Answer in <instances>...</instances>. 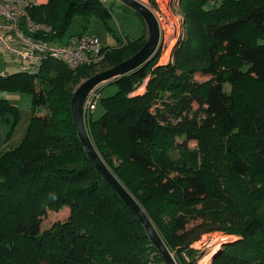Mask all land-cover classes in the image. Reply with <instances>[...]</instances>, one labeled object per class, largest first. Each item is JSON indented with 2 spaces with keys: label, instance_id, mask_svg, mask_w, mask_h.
Segmentation results:
<instances>
[{
  "label": "trees",
  "instance_id": "trees-1",
  "mask_svg": "<svg viewBox=\"0 0 264 264\" xmlns=\"http://www.w3.org/2000/svg\"><path fill=\"white\" fill-rule=\"evenodd\" d=\"M210 1L179 0L185 29L167 63L157 51L107 81L116 91L100 92L101 110L85 125L178 264H198L203 250L193 243L214 229L232 239L210 264H264V174L254 173L264 172V91L259 101L236 92L245 77L264 85V0ZM29 12L50 26V39L64 37L75 15L110 28L104 0H47ZM145 40L142 33L102 47L101 70ZM94 64L72 70L48 59L35 74L0 73V91L30 94L33 106L20 142L0 153V264H166L79 141L70 101L74 87L98 72ZM6 114L12 129L18 108L0 98ZM63 206L65 219L40 228L41 216Z\"/></svg>",
  "mask_w": 264,
  "mask_h": 264
},
{
  "label": "rangeland",
  "instance_id": "rangeland-1",
  "mask_svg": "<svg viewBox=\"0 0 264 264\" xmlns=\"http://www.w3.org/2000/svg\"><path fill=\"white\" fill-rule=\"evenodd\" d=\"M139 1H143L150 8L152 13L155 14L157 18V21H158V24L160 25V29L162 30V36H163L162 37L163 42H162V46L159 48V54H163L166 48H168L169 50L168 53H166L165 56L162 57L161 59H158V61L161 63H167L166 61H163V60L168 58L169 53L172 52V49L176 45L177 41L180 38H182L184 29H185V24L183 23L184 15L181 11H179L180 10L179 0H139ZM220 1L221 0H216V1L212 0L209 3L217 5L220 3ZM104 3L110 9L111 17L107 20V24L110 28H106L103 22L97 16L93 15V17L91 18V21L86 23L84 22V18L82 16L75 15L69 24V27H68L69 31H67L64 37H62L61 41H65L64 39H66L69 32L79 31V29H81L82 26L86 27V25L90 31H94L96 32L97 35H99L101 43L106 42V44L108 43V45L116 44L119 42V40H123L122 32H124V35L128 37L130 36L137 37L142 33V26H141L139 14H137L130 6L128 7L126 4H124L120 0H104ZM143 26H144L143 33L145 34V37H146L147 26L145 25L144 22H143ZM101 61L93 65L95 66V69L98 71L106 67V65ZM232 61H234V59H232ZM232 61L229 60V62H232ZM18 62H19V58L12 55L7 50H4L2 46L0 45V70H3L5 73L6 71L16 72L18 71L17 69ZM198 77L200 79L205 78L204 76H200V75ZM81 82H79L74 87V89ZM239 84L240 85L238 86V89L236 90V92L238 93L240 97L244 98L245 94L247 93L251 96H257L255 101L262 100V98H259V93H262V91H264V85H262V83H257L253 81L252 79H250L249 77H245ZM99 85H100L99 91L101 92L102 96H107V94H112L116 91V84L113 82H107V83L105 82ZM144 86L145 85H141L133 93L144 91ZM226 87L228 88V86ZM17 107L19 108L20 122L16 129L17 131L16 135L21 133L20 131L22 127L25 125V122L27 121V118L30 115L31 95L27 93H22V96L20 97V99L17 100ZM45 109L46 108H38V111L43 113L45 112ZM100 110H101V107L98 105L96 109L94 110V112L92 113V116H96V114H98ZM5 122H6L5 120H0V126L3 127L5 125V128H7L9 126V123L7 125V122L6 123ZM85 128L87 129L86 125H85ZM188 144L190 146H195L196 141L190 140ZM249 155L250 154L248 153L249 161H252V166L254 170L260 171L259 165L256 162V160L251 158ZM254 173H256L257 177L264 174V172L262 171L259 173L258 172H254ZM68 213H69V208L66 206H63L61 209H58V210L51 209L45 215L41 216L40 228L48 227L54 221L65 219ZM192 222L194 221H190L191 224ZM227 236L222 234V232L217 229L203 232L202 235L200 236L201 238L193 243V246L195 248L203 250L202 254L197 260V263L198 264H202V263L210 264V260L212 257L209 255V253L211 252V249H210L211 243L214 242L215 239H220V238H226V239L229 238V240L232 239ZM223 243H226V242H222V244ZM203 254H207V255L202 260ZM208 255L210 256L209 259H207ZM206 259H207V262H205Z\"/></svg>",
  "mask_w": 264,
  "mask_h": 264
},
{
  "label": "built area",
  "instance_id": "built-area-1",
  "mask_svg": "<svg viewBox=\"0 0 264 264\" xmlns=\"http://www.w3.org/2000/svg\"><path fill=\"white\" fill-rule=\"evenodd\" d=\"M34 4L36 0H0V45L19 58L17 67L19 70L35 74L48 59L59 60L68 69L76 70L82 64H93L104 57L103 46L93 33L86 31L72 33L67 35L65 41H61L62 38L50 39L48 37L51 33L50 26L31 18L29 8ZM162 37L160 29L158 51L162 46ZM166 52L168 48L158 59ZM171 54L172 52L169 53L168 60ZM99 86L92 88L83 102L84 123L96 109L100 97Z\"/></svg>",
  "mask_w": 264,
  "mask_h": 264
},
{
  "label": "water",
  "instance_id": "water-1",
  "mask_svg": "<svg viewBox=\"0 0 264 264\" xmlns=\"http://www.w3.org/2000/svg\"><path fill=\"white\" fill-rule=\"evenodd\" d=\"M128 7L130 6L141 18H143L145 25L147 26L146 40L135 53L130 57L119 61L114 66L107 67L105 70L95 72L93 75L84 78L82 82L74 89L73 95L70 101L71 114L74 118L76 129L78 132L79 141L82 143L84 150L90 156L93 166L102 175L105 181L118 193L123 203H126L131 211L137 215L141 221L143 227H145L146 233L155 247L160 251L164 262L166 264H178L174 258V254L169 251L165 241L161 239V236L153 225L148 214L144 211L141 204L135 200L129 190L120 182V180L114 175L104 163L100 154L97 153L93 141L85 128L84 118L82 117L83 102L92 88L101 83H107L119 78L120 75L126 74L133 69L144 65L149 59L156 55L160 42V25L157 18L150 8L139 0H120Z\"/></svg>",
  "mask_w": 264,
  "mask_h": 264
},
{
  "label": "crops",
  "instance_id": "crops-1",
  "mask_svg": "<svg viewBox=\"0 0 264 264\" xmlns=\"http://www.w3.org/2000/svg\"><path fill=\"white\" fill-rule=\"evenodd\" d=\"M46 1L47 0H36V4L45 3ZM92 17H93V15H91V17H89L88 22L91 21ZM139 18H140V16H139ZM140 21H141L142 33H143V28H144L143 20H141V18H140ZM82 30L86 31L88 33H91V34L92 33L95 34L98 37V39L100 40L99 35H97L96 32H94V31H90L87 28V25H86V27L82 26V28L79 29V31H82ZM79 31H71V32L68 33V35H70L72 33H78ZM122 33H123V35H122L123 36L122 37L123 40H119V42L116 43V44H112V45L109 44V46H116L120 42H125L126 38H133L131 36L128 37V36L124 35V32H122ZM142 33L140 35H142ZM100 42H101V40H100ZM101 45L103 47H105L106 45H108V43L107 44H106V42L105 43H101ZM0 72L5 73L3 70H0ZM22 93L23 92H20V91L19 92H11V91L3 92V91H0V98L8 99V101L10 103H12L14 106L17 107V100L20 99V97L22 96ZM32 107L33 106H32V102H31V109H30L29 117L31 116ZM18 116H19L18 117V122L14 125V127L12 129H11V125H12V121H13L12 120V116L10 114H6V115L0 116V120H5L7 122V125L9 123V126L8 127L6 126L7 128H5V125L3 127L0 126V153L2 151L6 150V149H9L10 147L16 146L20 142V140L22 139V136L24 134V129H25V127L27 126V124L29 122V117L27 118V121L25 122V125L21 129V131H20L21 133L16 135V133H17L16 129H17V126H18V124L20 122L19 108H18Z\"/></svg>",
  "mask_w": 264,
  "mask_h": 264
},
{
  "label": "bare ground",
  "instance_id": "bare-ground-1",
  "mask_svg": "<svg viewBox=\"0 0 264 264\" xmlns=\"http://www.w3.org/2000/svg\"><path fill=\"white\" fill-rule=\"evenodd\" d=\"M169 51V50H168ZM166 53H168V52H166ZM165 56V55H164ZM163 56V57H164ZM164 59V58H163ZM167 59L168 58H166V59H164L163 61H167ZM227 241H229V238H220V239H215V241L214 242H212L211 243V252L209 253V255L211 256V255H213L214 253H215V251H217V248H219L221 245H222V242H227ZM207 254H205V255H203V258H202V260L205 258V256H206ZM207 256V259H209V257L210 256ZM207 259H206V261L205 262H207ZM201 261V260H200ZM201 263V262H200ZM203 264V263H202Z\"/></svg>",
  "mask_w": 264,
  "mask_h": 264
}]
</instances>
